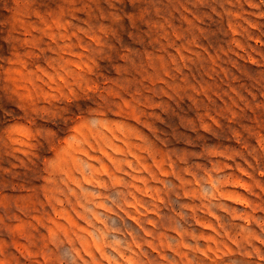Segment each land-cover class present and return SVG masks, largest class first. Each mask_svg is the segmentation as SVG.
<instances>
[{
	"label": "rangeland",
	"instance_id": "1",
	"mask_svg": "<svg viewBox=\"0 0 264 264\" xmlns=\"http://www.w3.org/2000/svg\"><path fill=\"white\" fill-rule=\"evenodd\" d=\"M0 264H264V0H0Z\"/></svg>",
	"mask_w": 264,
	"mask_h": 264
}]
</instances>
